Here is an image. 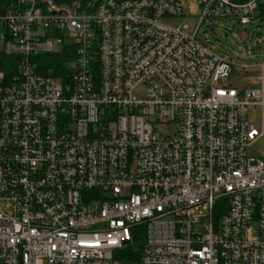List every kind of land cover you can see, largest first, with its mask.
Here are the masks:
<instances>
[{
	"label": "built area",
	"instance_id": "1",
	"mask_svg": "<svg viewBox=\"0 0 264 264\" xmlns=\"http://www.w3.org/2000/svg\"><path fill=\"white\" fill-rule=\"evenodd\" d=\"M262 2L3 7L0 264H264V61L201 31L252 24ZM194 3L196 26L175 24ZM55 52L59 78L38 61Z\"/></svg>",
	"mask_w": 264,
	"mask_h": 264
},
{
	"label": "rangeland",
	"instance_id": "2",
	"mask_svg": "<svg viewBox=\"0 0 264 264\" xmlns=\"http://www.w3.org/2000/svg\"><path fill=\"white\" fill-rule=\"evenodd\" d=\"M193 5L192 18L176 20L175 24H186L190 28L196 26L198 20L195 17L198 14L196 3ZM208 24V25H207ZM201 31L208 36L211 45L220 53L226 54L238 62L264 61V19L258 18L254 23L249 25H238L233 27L227 19H220L212 23H206L201 26ZM246 40H250V47L247 46ZM71 39L67 38L66 42ZM161 79L155 78L154 82L161 83ZM146 87L138 88L137 92L143 93ZM249 119L254 122H260L262 110L254 108L249 111ZM252 154L264 153V138L258 139L249 149Z\"/></svg>",
	"mask_w": 264,
	"mask_h": 264
},
{
	"label": "trees",
	"instance_id": "3",
	"mask_svg": "<svg viewBox=\"0 0 264 264\" xmlns=\"http://www.w3.org/2000/svg\"><path fill=\"white\" fill-rule=\"evenodd\" d=\"M13 0H0V10L3 12V7L8 5ZM61 2V0H56ZM259 17L264 19V2L260 4L259 8ZM6 60V59H5ZM38 61L42 63V71L46 74L52 75L54 77H61L62 71L65 68L66 58L61 52L45 54L42 57L38 58ZM0 69L6 70L4 64H0ZM136 240H143V237L136 238Z\"/></svg>",
	"mask_w": 264,
	"mask_h": 264
},
{
	"label": "water",
	"instance_id": "4",
	"mask_svg": "<svg viewBox=\"0 0 264 264\" xmlns=\"http://www.w3.org/2000/svg\"><path fill=\"white\" fill-rule=\"evenodd\" d=\"M246 44H247V46H249V44H250V41H249V40H247V41H246Z\"/></svg>",
	"mask_w": 264,
	"mask_h": 264
}]
</instances>
